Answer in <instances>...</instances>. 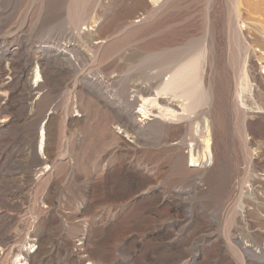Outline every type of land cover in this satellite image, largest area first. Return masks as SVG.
<instances>
[{
    "label": "rangeland",
    "instance_id": "1",
    "mask_svg": "<svg viewBox=\"0 0 264 264\" xmlns=\"http://www.w3.org/2000/svg\"><path fill=\"white\" fill-rule=\"evenodd\" d=\"M263 15L264 0H0V264H264ZM177 53L204 61L203 167L157 106L165 134L134 141L102 88L140 125L132 87L164 82Z\"/></svg>",
    "mask_w": 264,
    "mask_h": 264
},
{
    "label": "bare ground",
    "instance_id": "2",
    "mask_svg": "<svg viewBox=\"0 0 264 264\" xmlns=\"http://www.w3.org/2000/svg\"><path fill=\"white\" fill-rule=\"evenodd\" d=\"M161 0H150V3H152L153 5L159 3ZM65 2V1H64ZM63 2V3H64ZM59 5V4H58ZM63 5V4H62ZM61 5V6H62ZM47 6V5H46ZM256 6V5H255ZM248 7V6H247ZM246 7V8H247ZM12 8V7H11ZM40 8V7H39ZM235 8V7H234ZM240 8V7H239ZM254 8V7H253ZM10 9V8H9ZM37 9V8H36ZM237 9V8H236ZM248 10L250 8H247ZM255 9V8H254ZM59 10V9H58ZM73 10V9H72ZM75 10V9H74ZM149 10V9H148ZM239 10V9H238ZM248 10H246L248 12ZM256 10V9H255ZM254 10V11H255ZM12 11V10H11ZM16 11V10H15ZM45 11V10H43ZM57 11V10H56ZM87 11V10H86ZM237 10H235L236 12ZM251 11V10H250ZM40 12V11H39ZM42 12V11H41ZM46 12V11H45ZM49 12V11H48ZM64 12V10H63ZM76 12V11H75ZM79 12V11H78ZM78 12L76 15H78ZM81 12V11H80ZM79 12V13H80ZM47 13V12H46ZM52 13V12H51ZM55 13H58V12H55ZM70 10L67 11V14H70ZM73 13V12H72ZM238 13V12H237ZM251 15H252V11L250 12ZM249 13V14H250ZM255 13V12H254ZM253 13V14H254ZM37 14V13H36ZM54 14V13H53ZM59 14V13H58ZM57 14V15H58ZM65 14V13H64ZM74 14V15H75ZM232 14V13H231ZM240 14V13H239ZM242 14V13H241ZM248 14V15H249ZM43 15V14H42ZM50 15V14H49ZM72 15V14H70ZM234 15V14H233ZM237 16V15H236ZM239 16V15H238ZM254 17V16H253ZM264 17V15H263ZM252 18V17H251ZM256 18V16L254 17ZM253 18V19H254ZM260 18V17H259ZM238 19V17H237ZM248 19V18H246ZM79 20H82V17L79 19ZM77 20V21H79ZM244 20V19H243ZM242 20V21H243ZM250 20V18L248 19ZM257 20V19H256ZM208 21V18L206 20V23ZM255 21V20H254ZM140 22V21H139ZM246 22H249V21H246ZM245 22V23H246ZM256 22V21H255ZM259 22V20L257 21ZM261 22V20H260ZM259 22V23H260ZM263 19H262V22L263 23ZM250 23V22H249ZM248 23V24H249ZM260 23V24H261ZM85 24V23H84ZM242 24V23H241ZM208 25V24H207ZM206 25V27H207ZM256 25V24H255ZM264 25V24H263ZM250 26V25H249ZM254 25L252 24L251 27H253ZM250 27V28H251ZM255 27V26H254ZM259 27V26H258ZM257 27V28H258ZM263 27V26H262ZM83 28V27H82ZM128 28V27H127ZM143 28V27H142ZM256 28V27H255ZM256 28V29H257ZM264 28V27H263ZM254 29V28H252ZM83 31L85 32H89V31H93V28L92 27H84L82 29ZM210 30V29H208ZM249 30V29H248ZM263 30V29H261ZM236 31V30H235ZM257 31V30H256ZM123 32V31H122ZM140 32V30H139ZM208 32V31H207ZM206 32V33H207ZM251 32V31H250ZM254 32V31H252ZM97 33V32H96ZM245 33V32H244ZM255 33V32H254ZM257 33V32H256ZM260 33V32H258ZM262 33L264 34V32L262 31ZM250 34V33H249ZM85 35V34H84ZM257 35V34H256ZM87 37H89L88 35H86ZM254 36V35H253ZM206 37V36H205ZM260 37H262V35H260ZM258 38V37H257ZM171 39V38H170ZM195 39V38H194ZM251 39V38H250ZM255 39V38H254ZM260 41V38L258 39ZM204 41V40H203ZM104 42V41H103ZM178 42V41H177ZM189 42V41H188ZM206 42V41H205ZM262 42V41H261ZM100 43L99 41L94 43L95 46H91L93 47L94 50H98L96 44ZM203 43V42H202ZM207 43V42H206ZM263 46L260 48L259 46V56H257V58L259 59V61L261 60L263 63H264V35H263ZM261 43V44H262ZM187 44V43H186ZM205 44V43H204ZM253 44V43H252ZM260 44V43H259ZM93 45V44H92ZM181 45V44H180ZM197 46V44H194ZM207 45V44H206ZM238 45V43H237ZM256 44H254L255 46ZM193 46V45H192ZM200 46V45H198ZM204 46V45H203ZM202 46V47H203ZM208 46V45H207ZM234 46V45H233ZM257 46V47H258ZM178 47V46H177ZM201 47V46H200ZM201 47V48H202ZM100 48V47H99ZM172 48V47H171ZM171 48H169L171 50ZM175 48V47H174ZM173 48V50H174ZM194 48V47H193ZM209 48V47H208ZM239 48V47H238ZM256 48V46H255ZM162 49V48H161ZM164 49V48H163ZM166 49V48H165ZM181 49V48H180ZM186 49H189V48H186ZM185 49V50H186ZM203 49V48H202ZM211 49V48H210ZM169 50V51H170ZM183 50V49H182ZM192 51V49H190ZM197 50V49H196ZM204 50V49H203ZM206 50V49H205ZM216 50V49H215ZM254 50V48H253ZM49 51V50H47ZM187 51V50H186ZM257 51V50H256ZM59 55H65L66 54V51H63V50H58L57 51ZM160 52V51H159ZM173 52V51H172ZM176 52V50H175ZM202 52V50H201ZM209 52V51H208ZM211 52V51H210ZM96 53V51H95ZM167 53V52H166ZM169 53V52H168ZM174 53V52H173ZM182 53V52H181ZM180 53V54H181ZM191 53V52H190ZM195 53H198L195 52ZM247 53V52H246ZM257 53V52H256ZM155 54V53H154ZM152 54V55H154ZM162 54V53H160ZM159 54V55H160ZM193 54V53H192ZM206 54V52L204 53L203 51V54L204 55ZM255 54V53H254ZM149 55V54H147ZM151 55V54H150ZM149 55V57H151ZM163 55V54H162ZM183 55V54H182ZM188 55V54H187ZM196 55V54H194ZM200 56V57H203V56ZM221 55V54H220ZM256 55V54H255ZM51 56V55H50ZM49 55H43L41 57H38L36 60H34V64L36 65H40V61L43 59V57H45L46 59H48L50 57ZM161 56V55H160ZM189 56V55H188ZM199 56V55H198ZM198 56L197 57H191L190 59L192 60H186L182 63V62H178L176 61L179 60V58H181V56L177 53V54H168V55H164V56H161V60H162V65L165 69V72L168 73V77L166 78V80H164V82H150L149 84L147 85H143L142 86H139L137 83V85L135 84L132 88L134 89V91L136 93H138V95L140 97H142V104L138 106V109L137 111L135 112V114L138 115V117L140 116V119L139 120H136V121H139V122H144V123H141L143 125H139L137 124L135 121L132 120V116L130 115V113L125 109L124 111L123 110H120L121 108V104L119 103H115L114 101V98H113V95L109 94V91L112 90V88H114L113 86H115V81L112 80H109L107 79V85L106 86H103L102 88H105L107 89V102L110 103L111 105H113L117 112L119 113V122L121 123V126L123 128V132L125 133H130L131 135V138L135 139L134 141H137L140 137L143 136H149V133H151V131L157 133V134H165L166 130H167V126L164 124V122L162 123L161 120H159L158 118L156 117H152V119L149 120V117H151V114L153 115L155 112L153 111V106H157L159 110H161V112L159 113L160 116H162L163 118L165 117H170V119H174V121L176 122V125H181L183 124V128L184 129V133L182 135V137L179 139L180 141V144L184 145L185 143H189L191 144V146H187L185 147L187 149V153H188V158L190 159V161L192 163H194V165L196 164V167H203L205 165V163L209 160L211 162V158H212V152H213V149H212V142H211V130H210V126H209V122L211 121H207L208 119L205 118V114L204 112L202 111V109L204 108V106L207 105V101L209 102L208 99H206L205 97V92H204V89L202 87V82L200 79H203V78H200L199 76L201 75L200 73H198L199 71V67L200 65L202 64V62L204 61H201V64L198 62ZM74 55L70 56L67 60L70 61V60H73L74 59ZM148 57V56H147ZM146 57V58H147ZM153 57V56H152ZM158 57V55H157ZM182 57H185V56H182ZM206 57V56H205ZM159 58V57H158ZM188 58V57H187ZM256 58V57H255ZM256 58V59H257ZM78 59V58H77ZM154 59V57H153ZM201 59V58H200ZM62 60V59H61ZM156 60V59H155ZM158 60V59H157ZM184 60V59H183ZM203 60V59H202ZM231 60V59H230ZM160 61V60H159ZM176 61V62H175ZM206 61V60H205ZM213 61V60H212ZM258 61V60H257ZM260 61V63H261ZM31 62V61H30ZM51 62V61H50ZM74 62V61H73ZM80 62V61H79ZM143 62V61H142ZM237 62V61H236ZM72 64V62H70ZM208 63V62H207ZM218 63V62H217ZM262 63V64H263ZM30 64V63H29ZM46 64V63H45ZM48 64V63H47ZM51 64V63H50ZM77 64V63H76ZM234 64V63H233ZM9 65V64H8ZM31 65V64H30ZM161 65V64H160ZM203 65V64H202ZM10 66V65H9ZM41 66V65H40ZM116 66V65H115ZM158 66V65H157ZM263 67V66H262ZM37 70L39 71L40 73V69L38 66H36ZM43 68V67H41ZM161 68V67H159ZM203 68V67H202ZM242 68V67H241ZM244 68V67H243ZM8 69V68H6ZM5 69V70H6ZM118 69V68H117ZM163 69V70H164ZM201 69V68H200ZM264 69V68H263ZM4 70V71H5ZM11 70V68H10ZM10 70H6L8 73L6 74V81H5V86H9L12 84V79L13 78H17L15 75V77L12 78V75L9 73L11 72ZM13 70V68H12ZM158 70V69H157ZM155 70V72L157 71ZM162 70V71H163ZM3 71V70H2ZM141 71V70H140ZM160 71V69H159ZM156 72L154 74L151 73V78L152 79H155L159 76V73L161 72ZM26 71H24V74H25ZM220 72V71H219ZM248 72V71H247ZM3 73V72H1ZM164 73V71H163ZM243 73V71H242ZM241 73V74H242ZM246 73V71H245ZM244 73V74H245ZM23 74V73H22ZM112 74V73H111ZM148 74V73H147ZM165 74V73H164ZM200 74V75H199ZM243 74V75H244ZM102 75V74H101ZM246 75V74H245ZM5 76V75H4ZM11 76V77H10ZM161 76L163 78V75L161 73ZM165 76H167V74H165ZM164 76V77H165ZM202 76V75H201ZM147 77V75H146ZM240 77V76H238ZM245 77V76H244ZM247 77V75H246ZM12 78V79H11ZM20 78V77H18ZM17 78V79H18ZM22 78V76H21ZM121 78V77H120ZM119 78V79H120ZM126 78V77H125ZM3 78H1L2 80ZM118 79V80H119ZM149 79V78H148ZM241 79V78H240ZM238 78V80L236 82H239L240 80ZM249 79V78H248ZM147 80V78H146ZM157 80V79H156ZM161 80V79H160ZM247 80V78L245 79ZM259 80V79H258ZM19 81V80H18ZM96 81V80H95ZM153 81V80H152ZM241 81V80H240ZM97 82V81H96ZM120 82V81H119ZM148 82V81H147ZM247 82V81H246ZM247 86H248V83H246ZM89 83V82H88ZM94 83V82H93ZM98 83L101 85L102 82L98 81ZM3 84V85H4ZM96 84V83H95ZM205 84V83H204ZM241 84V83H240ZM243 84V83H242ZM2 85V86H3ZM130 85V84H128ZM132 85V84H131ZM4 86V87H5ZM39 86H41V84H37V85H31V87L29 88V91H32V94L33 95H39L38 92H36L38 89H39ZM43 86V85H42ZM243 86V85H242ZM245 86V87H247ZM116 87V86H115ZM128 87V86H127ZM244 87V86H243ZM244 87V88H245ZM121 88V87H120ZM125 88V87H123ZM238 88V87H237ZM243 88V89H244ZM108 89H111L108 91ZM122 89V88H121ZM126 89V88H125ZM210 89V88H209ZM227 89V88H226ZM9 90V89H8ZM43 90V89H42ZM118 90V89H117ZM153 90H154V94H153ZM240 90V89H239ZM236 89V91H239ZM39 91V90H38ZM116 91V90H115ZM114 91V92H115ZM120 91V90H119ZM126 91V90H125ZM235 91V90H234ZM247 91V89H246ZM105 92V93H106ZM113 92V91H112ZM242 92V91H241ZM41 93V92H40ZM96 93V92H94ZM128 93V92H127ZM235 93V92H234ZM237 93V92H236ZM100 94V92H99ZM208 94H210L208 92ZM214 94V93H213ZM240 95V91L238 93ZM237 94V95H238ZM242 94V93H241ZM244 94V93H243ZM242 94V96H243ZM30 95V94H29ZM236 95V94H235ZM35 97V96H34ZM213 97V96H211ZM236 96H234L235 98ZM237 99H240L238 98V96L236 97ZM244 98V97H243ZM103 99V98H102ZM105 99V98H104ZM233 99V98H232ZM140 100V101H141ZM214 100V99H213ZM238 101V100H237ZM236 101V103H237ZM243 101V100H242ZM29 102V100H28ZM32 103V102H31ZM122 103V102H120ZM240 104V101L238 102ZM221 104V103H220ZM244 104V103H243ZM241 104V105H243ZM219 105V104H218ZM256 105V104H255ZM177 106H180L179 108H181V111L180 113H178L177 111ZM240 106V105H239ZM220 108V107H219ZM257 108V107H256ZM113 110V109H112ZM156 110V109H155ZM209 114V113H208ZM207 114V115H208ZM159 116V117H160ZM211 116V115H210ZM211 119V117H210ZM173 122V120H172ZM119 123V124H120ZM173 124V123H172ZM174 127V126H173ZM179 127H182V126H179ZM152 129V130H151ZM172 129V128H171ZM212 129V128H211ZM122 130V129H120ZM169 131V130H168ZM179 132V131H178ZM154 136V135H153ZM165 136V135H164ZM163 137V135L161 136ZM157 138V136L155 137ZM44 139H46V137H44ZM170 141V140H169ZM45 144V143H44ZM135 144V143H134ZM175 144V143H174ZM171 145V144H170ZM188 145V144H187ZM209 157V159H208ZM43 158V157H42ZM186 158V157H184ZM208 159V160H207ZM44 163V162H43ZM49 165V164H48ZM45 167H47V165L44 164ZM43 169V168H42ZM195 170V168H194ZM194 170L190 171V172H193ZM196 171V170H195ZM194 171V172H195ZM250 194V193H249ZM248 254V253H247Z\"/></svg>",
    "mask_w": 264,
    "mask_h": 264
}]
</instances>
